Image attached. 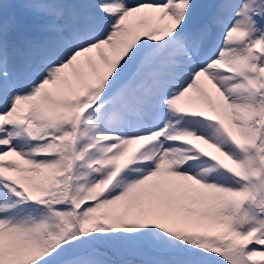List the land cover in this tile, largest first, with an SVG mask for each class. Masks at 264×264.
<instances>
[{"label": "snow or ice", "instance_id": "obj_1", "mask_svg": "<svg viewBox=\"0 0 264 264\" xmlns=\"http://www.w3.org/2000/svg\"><path fill=\"white\" fill-rule=\"evenodd\" d=\"M0 264H264V0H0Z\"/></svg>", "mask_w": 264, "mask_h": 264}]
</instances>
